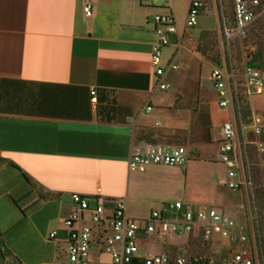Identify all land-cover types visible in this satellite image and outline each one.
<instances>
[{"label": "crops", "instance_id": "obj_1", "mask_svg": "<svg viewBox=\"0 0 264 264\" xmlns=\"http://www.w3.org/2000/svg\"><path fill=\"white\" fill-rule=\"evenodd\" d=\"M87 2L90 16L83 11ZM160 10L144 0H0V264H53L60 258L72 192L91 194L99 187L105 197L125 201L147 174L175 167L128 169L135 146H176L170 143L196 120L198 108L189 120L181 114L198 91L195 81L187 98L193 83L185 65L188 39L181 44L186 30L177 29L172 12ZM156 14H172L176 26L169 35L176 51L160 79L151 64ZM176 63L182 68L171 80ZM205 64L210 66L201 60V69ZM160 80L173 91L160 89ZM238 192L242 200L226 194L214 205L231 210L224 213L237 231L253 239L255 227L242 219L247 191ZM173 200L195 205L163 198L150 211ZM52 230L57 239L47 238ZM230 246L219 242L215 252Z\"/></svg>", "mask_w": 264, "mask_h": 264}, {"label": "built area", "instance_id": "obj_2", "mask_svg": "<svg viewBox=\"0 0 264 264\" xmlns=\"http://www.w3.org/2000/svg\"><path fill=\"white\" fill-rule=\"evenodd\" d=\"M232 20L224 31L228 38L244 35L250 25L264 12V0H230ZM204 6V0H189L185 25L193 27ZM86 16L91 14L89 2L83 7ZM223 13V12H222ZM156 41L151 46V64L160 79L164 68L160 65L161 49L170 43L169 35L176 32L172 14L154 15ZM175 68V65L171 66ZM246 94H261L264 91V70L246 66L243 71ZM209 79L218 95L219 107H231L233 94L227 85L226 74L213 67ZM160 89L168 84L158 82ZM96 91L90 89L91 101H96ZM151 107L147 106V110ZM249 127L256 136L261 133L262 121L258 115L251 116ZM221 138L217 158L223 163L226 177L219 184L228 189L240 188L244 181L239 170L236 152V121L225 120L220 126ZM257 149L264 151V142L256 141ZM187 160V150L183 146L153 144L146 147L135 146L128 160V169L143 171L153 164L182 165ZM72 208L62 219L65 246L60 258L53 264H260L254 238L237 231L235 220L212 207H195L181 200L165 203L162 209H153L145 219H135L127 214L126 203L121 198H107L99 187L91 194L72 192ZM166 233H198L203 242L229 241L233 246L215 254H183L171 251L144 254L140 250L143 237ZM57 230L49 232L47 238L57 239ZM106 255L105 261L102 257Z\"/></svg>", "mask_w": 264, "mask_h": 264}, {"label": "rangeland", "instance_id": "obj_3", "mask_svg": "<svg viewBox=\"0 0 264 264\" xmlns=\"http://www.w3.org/2000/svg\"><path fill=\"white\" fill-rule=\"evenodd\" d=\"M144 2L147 5L160 7V11L172 12L177 29L178 26L180 30L185 28L186 35H184L185 38L182 37L181 44H184V39H188L185 65L192 75L190 82L193 83L187 87V93H189L187 98H192L191 94L194 93L195 81L198 91L191 103L190 101L184 102L182 106L188 110H184L181 114L186 120H189L191 110L194 111L197 108L198 110L196 120L192 123L189 121L183 127L182 132H179L178 138L170 143L183 146L187 150L186 162L182 165H174L175 167L159 168L152 171L151 174H147L146 178L141 180L140 190L138 189L134 192L133 197L125 200L128 213L145 219L150 209L158 207L163 198H183L185 201L195 204L193 205L195 207L211 206L218 210L214 201L229 194L231 196L228 197L236 198L235 200L238 202L242 200L237 197L239 196L238 190L246 189L247 196L245 197L249 200L246 202V199L244 203L243 222L249 227L252 225L255 228L259 223L264 229V151H259L255 144L258 140L264 142V92L251 96L247 95L249 113L247 117L243 118V125L236 118L235 113V119L233 114L230 117V108L222 109L218 106V95L209 79L210 69L215 66H218L226 74L227 85L233 94L232 105L235 112V95L237 92H243V71L246 67V61L253 52L261 49L264 53V12L250 25L244 35H234L228 38L224 31L223 18L227 19L229 25L230 0H204V6L198 15L197 24L193 27L185 25L188 0H144ZM201 29L206 30L200 31ZM194 34L196 37H192ZM175 43L171 41L170 44L162 47L161 66H165L166 60L175 53ZM201 60L208 61L211 67L205 64L201 69ZM215 60L220 63L215 64ZM181 68L178 64L175 68L170 65L171 80H173L171 74L177 73ZM200 74L201 77L199 78ZM162 82L164 81L162 80ZM173 89L174 87L172 88L171 85L166 91L172 92ZM179 96L184 97V95ZM253 114L258 115L262 121L259 136H256L249 127L248 121L251 122ZM227 119L235 120L237 124L236 152L244 183L236 190L228 189L219 184V180L226 177L227 168L217 158L218 139L221 136L218 124L221 120ZM187 162H190V167L186 173L184 167ZM223 210L227 213L232 212L229 209ZM218 246L217 240L203 242L198 233L156 234L143 237L140 241V250L144 254L163 251L183 254L199 252L215 254ZM102 259L106 261L108 257L104 255Z\"/></svg>", "mask_w": 264, "mask_h": 264}, {"label": "trees", "instance_id": "obj_4", "mask_svg": "<svg viewBox=\"0 0 264 264\" xmlns=\"http://www.w3.org/2000/svg\"><path fill=\"white\" fill-rule=\"evenodd\" d=\"M226 19V18H225ZM231 22L232 20V6L230 9V19ZM227 21V19H226ZM215 64L220 63L219 61L215 60ZM246 66H251L257 70H264V53L263 50H258L256 52H253L248 60L246 61ZM218 67V66H215ZM235 80V78H234ZM236 81V80H235ZM247 94L245 91V86H244V79H243V92H237L235 95V101H236V106H235V115L236 118L244 125V117L248 116L249 113V105L247 103ZM239 104V105H238ZM249 118V117H248ZM246 122L248 120H245ZM250 123V121H248ZM254 242L257 246V251L260 259V264H264V229H262V226L258 223L257 227L255 228V233H254Z\"/></svg>", "mask_w": 264, "mask_h": 264}]
</instances>
